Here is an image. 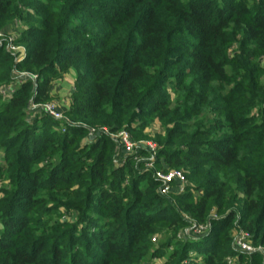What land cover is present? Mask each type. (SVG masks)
<instances>
[{
    "label": "trees",
    "instance_id": "1",
    "mask_svg": "<svg viewBox=\"0 0 264 264\" xmlns=\"http://www.w3.org/2000/svg\"><path fill=\"white\" fill-rule=\"evenodd\" d=\"M14 30L27 51L0 44V264H264L234 247L240 231L264 247V0H0ZM70 72L62 128L31 105ZM155 121L154 165L183 171L184 193L116 163L103 130Z\"/></svg>",
    "mask_w": 264,
    "mask_h": 264
},
{
    "label": "built area",
    "instance_id": "2",
    "mask_svg": "<svg viewBox=\"0 0 264 264\" xmlns=\"http://www.w3.org/2000/svg\"><path fill=\"white\" fill-rule=\"evenodd\" d=\"M14 36L11 34L0 33V44L2 41H6V48L9 52L14 55H17L19 58H23L27 49L19 44H14L13 42ZM28 74L22 73L21 77L25 78L28 77ZM32 76V75H31ZM35 79V76H32ZM15 90L11 89V93ZM32 109H41L47 115L51 116L55 120H59L62 122V128L65 127L70 121L66 118L63 113V110L60 108L59 104L55 101L47 102L43 105H31ZM104 132L108 133L112 138H114L118 144V147L121 148V155H118L115 158V162L118 164L125 163L128 156H134V159L137 160L143 150H147L150 153V157L146 166L148 168L154 167V159L157 156L158 146L155 142L151 141H140L134 142L130 136L129 131L122 130L117 133H109L107 129H103ZM97 133V130L92 129L90 134ZM154 176L159 183V193L162 195H169L173 192L176 193H184L189 188V182L185 173L181 170H169V171H162V170H154ZM203 226H195L193 232L201 233L204 231ZM153 242L157 241V238L154 237L152 239ZM234 247L239 252L252 255V254H260L263 256L264 259V247L262 246H255L250 241L249 234L245 231H240L234 240ZM232 260H230L231 262ZM264 263V262H263Z\"/></svg>",
    "mask_w": 264,
    "mask_h": 264
},
{
    "label": "rangeland",
    "instance_id": "3",
    "mask_svg": "<svg viewBox=\"0 0 264 264\" xmlns=\"http://www.w3.org/2000/svg\"><path fill=\"white\" fill-rule=\"evenodd\" d=\"M16 33H19V30H14V32L12 33V36H16ZM22 46H24L25 47V45H22ZM26 48V47H25ZM72 91V90H71ZM11 92H7L6 93V97L8 98V96L7 95H9ZM72 93V92H71ZM63 96L64 95H60V97L58 96V95H56V97H55V102H60V101H62L63 99ZM70 96H71V94H70ZM70 96L69 97H67V98H70ZM65 98V97H64ZM57 99H59V100H57ZM58 102V103H59ZM60 103H62V102H60ZM59 103V104H60ZM139 123H136L135 125H134V128H138L139 129ZM130 133V136H131V138H132V140L134 141V142H140V141H151V142H155L156 144H157V141H160L163 137H164V135H165V127L162 125V124H160L158 121H155V122H153L148 128H146L144 131H139V130H137V131H135V132H129ZM157 146H158V144H157ZM2 154H1V152H0V165L2 164ZM149 157H150V155L147 157V156H144L142 153L140 154V156H139V158L137 159V160H135V162L137 163V162H144L145 163V165L147 164V162H148V159H149ZM160 166H158V165H154V167H153V169L151 168L150 170H162V171H165L164 169H161V168H159ZM165 168H168V170H169V167H167V166H165ZM3 179H0V188H2V187H7L8 186V184H7V181L6 180H4V181H2ZM195 193L193 194V195H195V196H199V194H200V191H194ZM0 198H1V196H0ZM2 229H3V226H2V224L0 223V230L2 231ZM164 235L165 234H162V235H160V238H158L159 239V242H158V244L156 245H152L153 247H156V246H158L160 243H162V242H165V240H164ZM168 236H171V234L170 233H168ZM171 250L172 249H169V250H165L164 251V256H168V254H169V252H171ZM163 260H164V257L163 256H160V255H156V256H154V257H152V258H150L147 262H146V264H162L163 263Z\"/></svg>",
    "mask_w": 264,
    "mask_h": 264
},
{
    "label": "crops",
    "instance_id": "4",
    "mask_svg": "<svg viewBox=\"0 0 264 264\" xmlns=\"http://www.w3.org/2000/svg\"><path fill=\"white\" fill-rule=\"evenodd\" d=\"M75 79H76V75L73 72H70L69 74L65 75L62 79H59L57 81L54 82L53 85V98L55 100L56 95H58L60 97V95H64L63 96V100L60 101L62 103H58L60 108L65 111L68 109L69 107V103H70V98H67L70 96L71 92H73V89L75 87ZM72 90V91H71ZM67 96V97H66ZM65 97V98H64ZM59 100V99H57Z\"/></svg>",
    "mask_w": 264,
    "mask_h": 264
}]
</instances>
